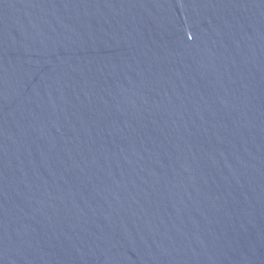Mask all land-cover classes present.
Returning <instances> with one entry per match:
<instances>
[{
	"label": "water",
	"instance_id": "water-1",
	"mask_svg": "<svg viewBox=\"0 0 264 264\" xmlns=\"http://www.w3.org/2000/svg\"><path fill=\"white\" fill-rule=\"evenodd\" d=\"M0 264H264V0H0Z\"/></svg>",
	"mask_w": 264,
	"mask_h": 264
}]
</instances>
